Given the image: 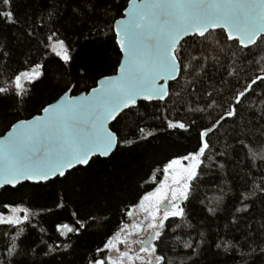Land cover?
<instances>
[{"label": "snow or ice", "instance_id": "1", "mask_svg": "<svg viewBox=\"0 0 264 264\" xmlns=\"http://www.w3.org/2000/svg\"><path fill=\"white\" fill-rule=\"evenodd\" d=\"M161 132L195 146L82 252L108 200L61 189L109 192ZM0 264H264V0H0Z\"/></svg>", "mask_w": 264, "mask_h": 264}, {"label": "trees", "instance_id": "2", "mask_svg": "<svg viewBox=\"0 0 264 264\" xmlns=\"http://www.w3.org/2000/svg\"><path fill=\"white\" fill-rule=\"evenodd\" d=\"M19 2L21 5H24L28 3L29 0H19ZM125 3L126 0H120L121 5H124ZM22 10L23 7L21 8V11ZM114 62L115 54H112L110 63ZM49 95L50 92L46 90L40 92L41 97H48ZM25 115H29V113H25ZM155 123L160 124L159 121ZM194 146V137L191 142H189L187 140H177L170 134L161 132L159 138L154 140L150 146L138 148L135 152H132L129 156L124 158L126 163L120 166L116 182L112 184L109 192L104 193L99 186V182L95 189L86 191L78 190L73 182H70L64 187V189H61V191L66 193L68 199L72 201V203L68 204V209L78 208L82 215H87L89 211L95 210V206L92 203L94 194L103 195L108 200L106 206L110 209L109 215L112 216L111 223L108 225V228L91 229L89 234L84 237L81 242V251L86 252L93 246L99 245L104 239L106 232L116 225L119 219L117 209L123 208L124 206V204L121 203L122 201L131 204L137 196L144 192L143 188L137 189L136 183L140 180L141 176L146 175L149 167L152 165L159 167L167 158L179 155ZM158 186L159 185H152L149 183L145 187L148 191H151L154 187ZM55 193L56 189H42L32 203L39 208L50 206L54 203L56 198ZM4 198L7 199V197ZM69 210H61L59 215L46 217L43 223H45V225L51 230L54 221L69 219Z\"/></svg>", "mask_w": 264, "mask_h": 264}, {"label": "rangeland", "instance_id": "3", "mask_svg": "<svg viewBox=\"0 0 264 264\" xmlns=\"http://www.w3.org/2000/svg\"><path fill=\"white\" fill-rule=\"evenodd\" d=\"M141 217H142V213H139V210H138L137 219H140Z\"/></svg>", "mask_w": 264, "mask_h": 264}]
</instances>
